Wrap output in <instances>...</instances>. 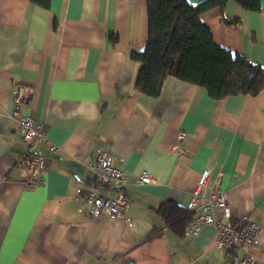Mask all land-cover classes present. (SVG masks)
<instances>
[{
    "label": "crops",
    "instance_id": "0c3cea01",
    "mask_svg": "<svg viewBox=\"0 0 264 264\" xmlns=\"http://www.w3.org/2000/svg\"><path fill=\"white\" fill-rule=\"evenodd\" d=\"M201 20L218 46L264 67V0L257 13L229 1ZM148 29L146 0H0V264H232L214 227L190 239L157 213L169 201L187 209L207 168L222 174L233 219L261 223L252 253L264 264V90L214 101L169 77L159 97L137 93L131 54L145 50ZM17 84L33 87L23 112L47 128L35 150L45 184L32 190L11 118ZM102 151L128 178L125 217H93L77 199L116 195L95 179ZM144 173L157 184L141 185Z\"/></svg>",
    "mask_w": 264,
    "mask_h": 264
},
{
    "label": "trees",
    "instance_id": "16d2710c",
    "mask_svg": "<svg viewBox=\"0 0 264 264\" xmlns=\"http://www.w3.org/2000/svg\"><path fill=\"white\" fill-rule=\"evenodd\" d=\"M52 0H31L49 9ZM148 41L143 52L131 59L140 64L135 90L157 98L164 82L173 77L206 90L210 99L221 101L233 96L257 97L264 90V67L240 54L218 46L209 27L201 20L207 11L219 8L223 13L229 1L257 13L263 0H204L197 5L188 0H146ZM237 26L239 20L227 21ZM111 39L116 41L114 36ZM157 213L165 224L184 236L193 214L174 202L163 203Z\"/></svg>",
    "mask_w": 264,
    "mask_h": 264
},
{
    "label": "built area",
    "instance_id": "2783aa9c",
    "mask_svg": "<svg viewBox=\"0 0 264 264\" xmlns=\"http://www.w3.org/2000/svg\"><path fill=\"white\" fill-rule=\"evenodd\" d=\"M12 93L14 109L11 118L16 122L25 145L18 164L28 172L26 186L32 190L45 184L46 163L35 150L40 142L46 140L47 128L33 115L23 112L31 103L33 87L29 84H17ZM56 149L55 146L50 148L53 152ZM115 161L116 158L109 152L102 151L97 156L95 167L97 182L114 190L115 196H102L93 190H81L78 193L77 199L89 209L93 217H125L131 208V201L124 193L128 178L115 166ZM221 178L222 174H214L211 168L204 169L201 173L197 189L192 193L187 205V210L193 214V221L187 227L185 237L193 239L204 227H214L218 233L217 246L230 252L232 264H257L252 249L258 243L262 225L248 217L233 219L229 199L219 189ZM139 183L156 185L157 179L144 173L140 176Z\"/></svg>",
    "mask_w": 264,
    "mask_h": 264
}]
</instances>
